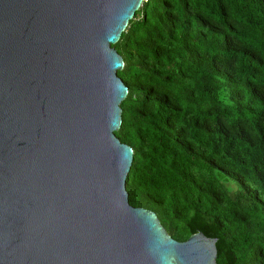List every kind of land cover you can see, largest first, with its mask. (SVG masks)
I'll return each mask as SVG.
<instances>
[{
    "label": "water",
    "instance_id": "95a60500",
    "mask_svg": "<svg viewBox=\"0 0 264 264\" xmlns=\"http://www.w3.org/2000/svg\"><path fill=\"white\" fill-rule=\"evenodd\" d=\"M143 0H0V264H216L128 201L112 47Z\"/></svg>",
    "mask_w": 264,
    "mask_h": 264
},
{
    "label": "trees",
    "instance_id": "16d2710c",
    "mask_svg": "<svg viewBox=\"0 0 264 264\" xmlns=\"http://www.w3.org/2000/svg\"><path fill=\"white\" fill-rule=\"evenodd\" d=\"M129 204L216 264H264V0H143L112 45Z\"/></svg>",
    "mask_w": 264,
    "mask_h": 264
}]
</instances>
